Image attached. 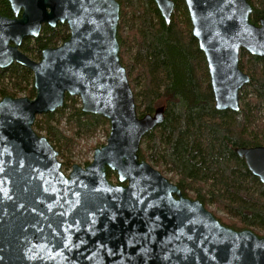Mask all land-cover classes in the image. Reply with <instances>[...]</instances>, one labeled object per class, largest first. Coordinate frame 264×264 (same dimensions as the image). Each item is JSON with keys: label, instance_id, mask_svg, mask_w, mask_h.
<instances>
[{"label": "water", "instance_id": "obj_1", "mask_svg": "<svg viewBox=\"0 0 264 264\" xmlns=\"http://www.w3.org/2000/svg\"><path fill=\"white\" fill-rule=\"evenodd\" d=\"M167 25L173 0H154ZM0 15V70L17 64L34 76L36 98L0 101V264H264V238L222 225L199 200L139 157L164 108L141 118L117 38V0H8ZM208 64L218 111L240 112L251 77L241 52L264 58V18L253 24L247 0H185ZM65 24L69 39L35 61L21 51L43 26ZM110 122L90 165L68 175L59 152L34 129L66 97ZM264 184V146L236 148ZM118 178L110 182L108 171Z\"/></svg>", "mask_w": 264, "mask_h": 264}, {"label": "trees", "instance_id": "obj_2", "mask_svg": "<svg viewBox=\"0 0 264 264\" xmlns=\"http://www.w3.org/2000/svg\"><path fill=\"white\" fill-rule=\"evenodd\" d=\"M117 1L120 59L138 114L143 118L164 108L163 124L142 140L140 159L169 176L185 198L214 208L211 212L222 225L264 238V184L235 152L264 146V58L241 52L240 68L251 77L240 94L241 110L218 111L206 57L193 36L185 0H173L170 25L154 0ZM247 1L253 9L250 20L258 25L264 18V0ZM0 15L14 17L8 0H0ZM69 37L67 25H45L38 39L24 41L21 51L40 61L43 50L57 48ZM5 97L34 100L33 73L17 64L0 70V101ZM34 129L54 146L62 169L69 171L79 163L73 159L79 145L101 131L109 136L110 122L84 113L79 98L67 96L62 109L38 116ZM105 145L90 148L95 151ZM108 178L119 184L110 170Z\"/></svg>", "mask_w": 264, "mask_h": 264}, {"label": "rangeland", "instance_id": "obj_3", "mask_svg": "<svg viewBox=\"0 0 264 264\" xmlns=\"http://www.w3.org/2000/svg\"><path fill=\"white\" fill-rule=\"evenodd\" d=\"M35 61H37V60H35ZM108 137L109 136H107L105 134V132L101 131L94 139H91L89 141H83L79 145V147L77 148L76 154L74 155L75 157H73V159L75 161L79 162V163H76V164H78V165L82 164L80 166L85 167V165H83L84 162L89 161L91 163L92 160H93V154H94L93 149H91L92 146H95L97 143L106 144L107 143V140H108ZM60 162H62V161L60 160ZM63 171L65 172L66 175H68L71 170H69V171L63 170ZM167 177L169 178V176H166V178ZM208 210L209 211H214V208H209Z\"/></svg>", "mask_w": 264, "mask_h": 264}]
</instances>
